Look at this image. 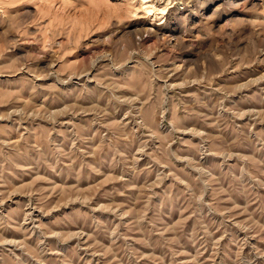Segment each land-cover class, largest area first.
I'll use <instances>...</instances> for the list:
<instances>
[{"label": "rangeland", "instance_id": "374dc122", "mask_svg": "<svg viewBox=\"0 0 264 264\" xmlns=\"http://www.w3.org/2000/svg\"><path fill=\"white\" fill-rule=\"evenodd\" d=\"M0 264H264V0H0Z\"/></svg>", "mask_w": 264, "mask_h": 264}]
</instances>
